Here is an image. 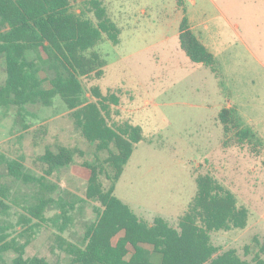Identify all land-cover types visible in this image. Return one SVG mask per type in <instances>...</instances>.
Returning <instances> with one entry per match:
<instances>
[{
	"label": "rangeland",
	"instance_id": "rangeland-1",
	"mask_svg": "<svg viewBox=\"0 0 264 264\" xmlns=\"http://www.w3.org/2000/svg\"><path fill=\"white\" fill-rule=\"evenodd\" d=\"M249 1L239 3L247 6ZM102 3L120 30L119 40L114 44L103 36L91 49L106 64L101 77L81 79L82 98L87 102L95 99L91 86H98L104 94L108 90L116 93L119 104L110 105L109 123L126 120L138 125L143 136L115 182L114 195L137 215L149 221L163 217L176 227L196 195V178L210 174L234 193L237 205L246 207L248 216L244 228L212 232L213 243L220 250L234 248L245 259L257 253L264 258L260 252L264 245V149L257 154L246 145L221 148L223 128L217 120L221 106L228 104L264 140V67L222 21L225 46L217 60L219 85L208 67L189 65L190 60L178 56L173 40H163L165 29L171 33L178 16L183 15L176 0ZM185 5L195 23L213 13L210 0H185ZM73 8L81 10L75 3ZM87 17L96 22L91 12ZM5 78L0 55V84ZM45 86L50 84L45 82ZM58 146L74 147L81 153L70 164L47 174L37 156ZM0 153L6 160L22 161L28 179L14 178L6 163L0 162V190L4 189L7 204L0 207V222L7 226L8 238L28 241L25 257L73 264L66 245L82 246L84 231L95 221L98 207L85 197L90 172L83 162L94 164L108 152L97 150L95 143L83 137L71 109L55 97L49 106H0ZM100 177L109 184L104 174ZM39 198L52 199L41 220L28 213ZM14 256V251H6L4 260L10 263Z\"/></svg>",
	"mask_w": 264,
	"mask_h": 264
},
{
	"label": "trees",
	"instance_id": "trees-1",
	"mask_svg": "<svg viewBox=\"0 0 264 264\" xmlns=\"http://www.w3.org/2000/svg\"><path fill=\"white\" fill-rule=\"evenodd\" d=\"M176 1L183 12L178 34L180 48L190 61L208 67L220 85L216 58L189 28L185 0ZM74 3L80 6L79 12L74 10ZM89 12L96 22L87 17ZM119 33L102 0H0V55L4 57L6 72L4 83L0 84V106H49L55 97H60L71 109L83 137L95 143L97 150L108 152L107 157L94 164L83 162L90 172L85 197L98 203L97 217L87 225L82 246L67 243L71 263L264 264L258 253L249 260L234 248L220 250L213 243L212 232L244 228L248 216L246 207L237 205L234 193L210 174L196 178V195L176 227L163 217L149 221L137 215L114 195L115 182L135 145L143 139L142 131L126 120L109 123L110 105H118L119 96L109 90L104 94L98 86H91L89 91L95 99L84 101L81 79L102 76L105 59L91 49L103 36L116 44ZM45 82L50 86L46 87ZM217 120L223 128L221 148L246 145L257 154L264 149V140L244 123L235 108H220ZM78 153L81 151L74 147H48L37 160L51 174L70 164ZM0 162L6 163L14 178L28 180L19 159L6 160L0 153ZM102 174L110 181L108 185L102 181ZM0 191V207L5 208V191ZM51 202V198H39L28 208L30 217L41 220ZM8 235L7 226L0 222V264H61L39 256L25 257L28 241L18 242ZM9 250L15 256L7 263L4 253ZM260 252H264V245Z\"/></svg>",
	"mask_w": 264,
	"mask_h": 264
},
{
	"label": "crops",
	"instance_id": "crops-1",
	"mask_svg": "<svg viewBox=\"0 0 264 264\" xmlns=\"http://www.w3.org/2000/svg\"><path fill=\"white\" fill-rule=\"evenodd\" d=\"M210 2L213 13L198 23L190 20L186 8L185 15L188 19L189 28L219 61V53L225 46L222 40V24L224 23L233 29L236 40L245 45L247 51L258 58L259 63L264 67V0H250L247 6H243L239 0H210ZM182 16H178L177 23L174 25L175 28L171 33L167 28L165 29L166 33L163 40H173L178 56L189 60L180 48L178 41L179 24ZM232 19L236 21L232 22ZM230 46L231 44H229L228 49ZM189 63L191 65L193 62L190 61ZM222 107H229V105L226 104Z\"/></svg>",
	"mask_w": 264,
	"mask_h": 264
}]
</instances>
